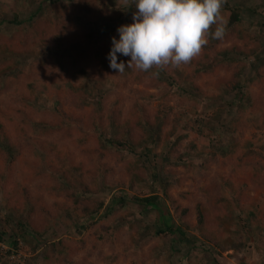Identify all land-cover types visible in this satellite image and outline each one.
I'll return each mask as SVG.
<instances>
[{"label": "rangeland", "instance_id": "rangeland-1", "mask_svg": "<svg viewBox=\"0 0 264 264\" xmlns=\"http://www.w3.org/2000/svg\"><path fill=\"white\" fill-rule=\"evenodd\" d=\"M228 1L229 6L243 9L242 21L234 32H227L222 40H218L216 48L210 50L209 60H207V64L204 67L208 71L199 74L194 73L195 67L200 65L199 60L202 59V52L187 65H183L178 69L168 68L169 73L176 79L177 83L182 85L183 88L187 87L196 98V108H185L182 112L193 116L197 109L206 108L207 106L209 110L207 108L206 112L210 111V114L206 113L208 116H205L204 127L208 128V130L204 133L202 143H196V135L193 133L188 134L186 141L195 140L194 144L198 152L203 153L207 157L208 153H214L216 159V161L198 168L192 166L176 167V176L180 179L181 185L179 188L171 190L170 193L173 199L178 200L183 206L193 205L196 201L206 202L209 195L221 198L223 202L220 205L224 208L222 216L213 217L208 210H204L207 211L211 228L216 226L221 229V237L230 232H235V229H237L236 218L239 207L235 203V199L240 190L244 188V185L249 189L242 194L241 206H246L250 202L258 203L261 216L264 217V190L260 186L253 185V181L256 182L257 179L264 182V159L260 160L253 156H246L248 145H252L251 150L260 152L264 156V129L257 130L252 121H249L248 124L240 122V124L242 123L245 126L233 131L227 122L228 120L224 118V112L227 111V102L232 100L233 95H220L222 103H215L216 97L225 89L231 79V70L217 63L220 59L217 58L219 57L217 53L232 46H237L243 51L257 49V54L249 58L253 65L249 70L250 74H247L243 81L246 82V80L250 79L251 83L246 88L243 102L236 107L242 110L241 119L244 122L247 118H257L259 119L258 125H260L264 117V102L260 100V96H264V65L260 68L259 78H256L254 74L255 68L261 64L259 55H264V26L261 29L257 23L260 16L264 17V0ZM76 5L74 2L73 8L70 9L71 15H83L81 16L83 19L80 22L83 26L76 27L73 22L61 25L52 38H49L48 43L53 46L65 38L71 37L72 39L73 35L78 34L80 35L78 38L81 39L79 41L84 46V40L81 35L86 33L87 25H92L91 27L95 31L92 34L95 43H91L87 48V53L83 59L73 60V70L68 71L62 81L49 80L45 77L42 64L49 58L50 48L42 42L28 46L29 55L24 60V71L19 74L15 72L10 76H3L10 70H14L18 65L15 62L8 61L14 57V53L10 49V44L0 36V88L2 90L0 93V121L3 127L10 132L11 140H13L16 135L15 127L18 123L17 111L21 110L25 113H31L30 108L26 107L20 99H35L34 105L41 107V110L33 118L34 122L37 123V131L33 133L29 129L26 137L36 144L37 149L40 143L51 150L52 153H48L49 158H46L43 162L44 166L53 165L54 156L61 157L66 155L71 165L78 167L81 171H85L81 181L85 182L88 176L97 177L96 183L92 184L96 190L102 176H106L108 184L110 182H122V179H124V187L115 188L110 194H97L98 197L105 201L104 208L99 215H103L106 212L112 196L124 197L129 205V211L108 217L107 220L111 222V228L105 231H101V227L103 228V225H106L107 220L89 229L81 226L83 223L86 224V221H76L74 225L78 229L77 237L76 233L72 235L68 233L70 221L66 220V215H63L52 221L54 227H52L51 233L53 234L47 237L48 241L57 242L60 239L68 238L69 242L67 244L71 249L69 251L70 260L73 264H257L256 261L259 255H257L256 251L258 249L264 251V233L256 243L257 250L253 251L251 257L247 259L244 255L234 254L232 251L219 254L214 249L215 247L213 248V246L201 240L197 228L195 231L187 232L185 237L173 235L174 244L167 246L164 253L161 254V251L151 252L149 248L158 245L162 237L161 235L152 237L155 227H151V229L146 224V221L158 223L159 213L153 209L154 212L148 213V211L142 217L137 216L138 213H144L147 209L138 207L131 200L133 196L146 197L147 195L143 187L144 182L140 179L141 177L135 176V178V173L133 175L126 174L124 177L121 176L120 169L123 168V164H116L114 158L110 156L104 158L103 161L99 160L96 155L92 156L95 168L89 164L86 165L87 156L83 153V150H91L96 147L95 138L92 135L93 130L90 127L87 130L85 144L81 147H78L76 142L79 134L76 126H72L69 137L60 140L62 135L57 130H54L56 129L55 120L48 113L53 110L52 107L56 101L63 104L65 113L72 115L75 119L83 120L87 126H89L87 118L91 115L92 110L91 104L93 102L87 103L82 111L74 110L66 104L65 96L68 89L74 91L84 90L90 100H97L103 94H106L105 100L107 101L117 100L119 103L117 108L120 113H116L120 116L121 121L129 118L131 120L134 119L136 115L133 113L135 105L141 107L144 116L149 121H154V113L161 110L162 95L164 94L162 90L160 92V90L148 86L152 73L144 74L136 84L127 83V86L135 91V94H128L123 86L122 77L124 72L122 74L114 72L108 64L104 63V61H107L113 45L106 38H99L97 30L102 27L101 23H109V19L114 14L113 12H119L121 5L128 6L126 17L129 19L128 25L132 24L134 22L133 14L137 11L135 5H132V1L118 0L113 2V0H101L99 3L93 2L91 7H89L90 12L83 14L80 13ZM251 6L253 11L250 10L247 13L244 8L249 9ZM37 10L38 7L35 5L21 11L17 0H0V16L2 15L5 19L10 17L12 13H21L20 19L22 21L25 18L27 19L29 15L36 13L35 18L33 17L32 19H37L40 14ZM108 26L110 25L108 24ZM108 26H105L104 29L108 30ZM115 26H122V22L119 21ZM117 29L113 28L111 32L112 38L117 37ZM18 51L22 53L21 48ZM54 51L59 53L60 48H54ZM64 57L61 62L69 58L67 56ZM152 71H154V68L150 72ZM134 72L139 73L141 71L134 70ZM30 85L34 87H30ZM163 89L169 92L176 89V87L170 89L165 87ZM183 94L186 95V92ZM104 123L105 121L98 122L101 126H105ZM49 124L52 125V131L48 127ZM208 125H211V128ZM170 127L168 122L160 126L159 132H157L158 137L155 138L157 143L155 153H169L166 147V134ZM177 133L181 134L182 131ZM175 136L173 135V137ZM102 163H106L107 168H102L100 166ZM138 163H142V160L140 159ZM38 165V162L34 159V154L32 155L30 150L22 151L17 163L10 169H6L3 160L0 158V177L3 178L0 182V228L7 236V243H9L8 236H10L18 238L20 245V249L15 250V248L9 247L6 243H0V264H46L42 260L44 259L42 256L44 251L42 250L43 245L40 239L37 240L39 242L37 251L32 253L31 249L35 239L29 233L26 238L18 237L20 232H24V229L18 224H24V221L29 220L31 226L38 227L40 225L41 211L37 207L34 212L25 210L15 199L8 200L7 196H15L22 189H27L29 195L34 199L33 202H37L45 209H49L53 203L64 204L65 202L67 207H70V201H65L63 195H57L56 192L51 190L54 183L53 169H47L44 174H36L34 167ZM96 168H99L97 172H95ZM59 177L60 174L56 173L55 178ZM1 185H3V188ZM216 185L218 190H216ZM179 193H185L186 198H177ZM38 198L40 202L37 201ZM6 207H9L10 217L3 211ZM169 217L171 218L170 214ZM195 223V220H192L191 224L195 225ZM205 225H207L206 222ZM138 231H142L144 236H140ZM24 233L26 234L27 232ZM244 236H248V233L244 234ZM81 242L85 243V247ZM91 243L97 245L98 248L97 252H94V256L93 254L90 256L93 251L91 250ZM177 249L180 254L173 253ZM185 252H188L189 255L184 256ZM112 257H114V260ZM148 258L149 261L144 263L143 260ZM111 259L113 262H111ZM24 261L26 263H23ZM49 264L57 263L53 261Z\"/></svg>", "mask_w": 264, "mask_h": 264}, {"label": "trees", "instance_id": "trees-1", "mask_svg": "<svg viewBox=\"0 0 264 264\" xmlns=\"http://www.w3.org/2000/svg\"><path fill=\"white\" fill-rule=\"evenodd\" d=\"M20 4V10L24 11L30 6L37 5L39 16L37 19H32L35 14L29 15L27 19L23 21L20 19L21 13L11 14L7 19L0 16V36L10 44V49L14 53V57L10 58L11 62H15L18 66L14 70H10L3 76H10L12 73H20L24 71V60L28 58L29 50L27 49L29 45H37L39 42L47 45L49 49V58L45 60L42 64V70L47 79L54 81H62L65 74L68 71L73 70L72 62L73 60L83 59L87 53V48L95 43L93 41L94 29L92 25H87L85 34L81 35L83 37L84 46L81 45L79 41L80 35L76 34L71 37L65 38L61 42L51 46L48 41L52 38L55 32L61 25L73 22V24L78 26H83L82 21L83 15H71L70 9L73 8V4L79 8L81 14L90 12L91 4L93 2L99 3L101 0H17ZM118 1V0H113ZM126 2H131L132 0H124ZM126 5H121L119 12L115 11L112 17L109 19V23H101V28L97 30L99 38H106L108 42H112L111 32L113 28H119L115 26L119 21L122 25H128L129 19L126 17L127 14ZM252 6L244 8L245 11H250ZM251 11V12H252ZM132 14V13H131ZM222 15L226 21V33L234 32L242 21L243 9L229 6V1L223 5ZM35 18V17H34ZM126 18V19H125ZM124 20V21H123ZM258 27L261 29L264 26V17L260 16L258 19ZM108 24L110 26H108ZM108 26V30L104 27ZM214 31V28H213ZM225 37V36H224ZM116 39H119V34ZM81 40V39H80ZM218 40L209 38V43L203 47L201 60H199L198 66H196L194 73L199 74L201 72H207L204 67L209 60V52L215 49ZM22 49V53L18 49ZM54 48H60V52L56 53ZM99 51V48H98ZM257 49H251L243 51L237 46H232L231 48L219 51L217 54L220 58L217 63L229 70H231V79L229 84L225 86V89L216 97V104H221V96L233 95L231 101L227 102V111L224 112V118L228 120L230 127L233 131L238 130V128L245 126L242 123L248 124L252 121L257 130L264 129V117L262 118L260 125L259 119L257 118H247L245 122L242 118V110L238 106L243 102L246 88L251 83L248 79L243 82L245 76L250 74V68L253 62L249 61V58L257 54ZM64 56L69 57L66 61L61 62ZM117 62L125 63V71L123 79V86L126 88L128 94H135V91L127 86V83L136 84L141 79L142 76L151 74L150 86L156 90H161L164 92L162 95V105L161 110L154 113V121H149L147 117L144 116L143 111L139 105H135L133 113H135L134 119H127L125 121L120 120L118 113V101H107L105 100L106 94H103L97 100H90L86 95L84 90H66V101L65 103L72 107L74 110L82 111L87 103L93 102L91 115L88 116L87 121L89 126L85 125L83 120L79 118L75 119L72 115L67 114L63 111V104L59 101L54 103L49 113V116L55 120L56 124L54 130H57L59 134L62 135L60 140L70 136V131L72 126H76L78 131V139L76 140L78 147L85 144V137L87 135V130L89 127L92 128V135L95 138L96 147L91 150H83V153L87 156L86 165L89 164L93 168L92 156H97L99 160L103 161L104 158L110 156L114 158L116 164H123V168L120 169V175H134V177H139L144 182V189L147 192L146 197L133 196L131 200L135 202V205L141 207L142 209L147 208L144 213H138L137 216L142 217L143 214L154 212V210L159 213L158 223L146 221V224L151 227H155L152 237L160 236L164 234L166 237H162L161 242L158 245L150 247L149 250L152 252H160L161 254L165 252L167 246H172L174 244V237H185L187 232L195 231L197 228L201 240L206 244L213 246L219 254L232 251L234 254H241L244 257L250 258L253 251L257 250L256 243L261 235L264 233V217L261 216V211L258 203L250 202L246 206H241L242 194L249 188L243 186L244 188L240 190L235 203L238 204V216L236 218L235 232H230L227 235L221 237L220 230L218 227L211 228L208 214V210L212 216H222L223 207L220 205L222 199L209 195L206 202L196 201L193 205L189 204L183 206L181 203L173 199L170 191L179 188L181 185L180 179L176 176L175 168L181 167H202L208 165L210 162L216 161L214 153H208V157L203 155V153L198 152L195 146V140L187 142V136L190 133L196 135V143H202L204 139V133L208 128L204 127L205 116L210 114L209 107L200 108L195 111L193 116L187 115L182 112L185 108H196L195 96L194 94L182 85H179L176 79L169 73V69L158 70L154 68L152 72L141 71L135 73L133 69L127 67V63L130 60V56L123 57L121 54H117ZM261 57V64L257 66L254 70L256 78H259L260 68L264 65V55H259ZM220 62V63H219ZM104 63L110 65V60L104 61ZM112 70V69H111ZM159 72L158 75H153L154 72ZM1 82V78H0ZM182 86V87H181ZM30 87H34L30 85ZM165 87L173 88V91H166ZM2 92L0 88V93ZM186 92V95L183 93ZM89 101H88V100ZM23 104L29 107L31 113H25L23 111L18 112V123L15 127L16 135L13 140H11L10 132L3 127L0 121V158L6 169H10L18 161L19 156L22 151L30 150L32 155L34 154V159L38 162V166L34 167V172L36 174H44L47 169H53V186L51 190L56 192L57 195H63L65 201H70V207H67L66 202L63 204L53 203L50 205L49 209L43 208L39 204L34 203L33 197L29 195L27 189H22L20 193L7 196L8 200L15 199L17 203L25 210L34 212L35 208H39L41 211L39 226H31L29 220L24 221V224H18L24 229V232H20L18 237L26 238L28 233L33 237L34 245L31 249L32 253L37 251V240H41L43 245L42 250L44 254L42 255L44 259L43 263L49 264L54 261L57 264H73L70 260L69 251H71L70 246L67 244L69 242L67 239H60L59 241H48L47 237L52 235V227L54 220L67 216L68 221H70V228L68 233L70 235L76 233L78 229L75 227L74 222L76 221H86L83 223L82 227L92 228L95 227L100 222H104L111 215L122 214L129 211V205L124 197L112 196L110 199V205L103 215H99L104 208V199L98 197L97 194H110L115 188H122L125 186L123 180L122 182H110L106 181V176L101 177V182L97 187V190L93 188L92 184H95L97 177L88 176L85 182L81 181L85 171H81L78 167L71 165L66 155L54 156V164L46 167L43 162L46 158H49L48 153H52L48 147L38 144V149L36 144L32 143L31 140L26 137L28 130H32L33 133L37 131V123L34 122V115L41 110V107L34 105L36 100L33 98H22ZM260 100L264 102V96H260ZM215 104V106H216ZM226 106V104H225ZM118 112V113H116ZM207 113V114H206ZM226 116V117H225ZM242 120V121H241ZM105 126H101L98 122H104ZM231 121V122H230ZM168 122L170 124V130L166 134L167 143L166 147L169 153H155L157 148L156 137H158L157 132L161 125ZM240 122H242L240 124ZM72 123V125H71ZM51 124L48 125L50 131ZM211 128V125H208ZM28 128V129H27ZM48 129V130H49ZM156 130V131H154ZM182 131L181 134L177 132ZM177 133V134H176ZM58 134V135H59ZM176 134V136H175ZM173 135L175 137H173ZM37 145V146H38ZM252 145H248L246 156H253L264 159V156L260 152L251 150ZM167 151V152H168ZM197 155V156H196ZM142 163H138L139 160ZM106 163H102L100 166L102 168H107ZM99 168L95 169L97 172ZM60 174L59 178H55V174ZM140 174V175H139ZM135 177V178H136ZM144 179V180H143ZM3 180L0 177V182ZM218 185V184H217ZM216 185V190L218 187ZM253 185L260 186L264 190V182L253 181ZM3 188V185H1ZM105 192V193H103ZM179 199H185V193H179L177 195ZM39 198H38V200ZM150 207V208H148ZM9 207L3 209V211L10 217ZM154 209V210H153ZM171 215V218L169 217ZM192 220H195V225H192ZM88 221V223H87ZM205 222L207 225H205ZM101 227L102 230H107L111 228V222L106 221V225ZM152 229V228H151ZM29 230V231H28ZM147 231H149L147 229ZM50 232V233H49ZM139 232V231H138ZM218 233V234H216ZM248 236H244L247 234ZM140 236H144V233L140 231L138 233ZM9 237V243L6 242L7 236L4 231L0 228V243H6L9 247L15 248V250L20 249L19 239L15 237ZM143 238V237H142ZM47 240V241H46ZM92 241V240H91ZM85 247V243L81 242ZM92 244V243H91ZM97 245L94 243L91 246L93 250L90 256L94 252H97ZM174 254H180L177 249L173 251ZM188 252H185L184 256H188ZM114 260V257H112ZM187 258V257H186ZM111 259V262H113ZM144 263L149 261L148 259L143 260ZM23 263H26L25 261ZM20 264V263H17ZM171 264V263H170ZM208 264V263H207Z\"/></svg>", "mask_w": 264, "mask_h": 264}, {"label": "clouds", "instance_id": "clouds-1", "mask_svg": "<svg viewBox=\"0 0 264 264\" xmlns=\"http://www.w3.org/2000/svg\"><path fill=\"white\" fill-rule=\"evenodd\" d=\"M225 3L226 0H132L137 9L134 22L117 29L118 40L112 38L110 68L119 74L125 71V63L117 62L118 53L130 56L127 67L136 71L178 69L189 64L201 54L209 38H224Z\"/></svg>", "mask_w": 264, "mask_h": 264}, {"label": "crops", "instance_id": "crops-1", "mask_svg": "<svg viewBox=\"0 0 264 264\" xmlns=\"http://www.w3.org/2000/svg\"><path fill=\"white\" fill-rule=\"evenodd\" d=\"M161 235V237H166L164 234H160ZM257 252V255H259V257H258V259H257V261H256V263L257 264H264V251L263 250H257L256 251ZM262 256V257H261ZM209 264V263H208Z\"/></svg>", "mask_w": 264, "mask_h": 264}]
</instances>
